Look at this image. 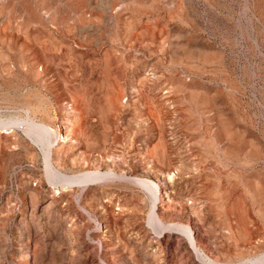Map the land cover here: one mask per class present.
<instances>
[{"label":"rangeland","instance_id":"rangeland-1","mask_svg":"<svg viewBox=\"0 0 264 264\" xmlns=\"http://www.w3.org/2000/svg\"><path fill=\"white\" fill-rule=\"evenodd\" d=\"M0 22V264H264V0Z\"/></svg>","mask_w":264,"mask_h":264},{"label":"bare ground","instance_id":"bare-ground-1","mask_svg":"<svg viewBox=\"0 0 264 264\" xmlns=\"http://www.w3.org/2000/svg\"><path fill=\"white\" fill-rule=\"evenodd\" d=\"M2 22H3V21H2ZM0 23H1V22H0ZM3 24H4V23H3ZM2 31H3V30H2ZM4 32H5V31H4ZM6 35H7V34H6ZM6 35H5V36H6ZM3 38H4V36H3ZM64 79H65V78H64ZM87 124H88V123H87ZM84 125H85V124H84ZM0 130H1V129H0ZM2 130H3V129H2ZM42 133H43V135H42V137H41L40 139H41V140L43 139V141H44V138H45L44 136L48 134V131H44V132H42ZM47 136H48V135H47ZM47 136H46V137H47ZM43 137H44V138H43ZM57 139H58V138H57ZM57 139H56V140H57ZM65 139H66V137H64V140H65ZM45 140H46V139H45ZM58 145H59V143H58L57 145H55V146L57 147ZM56 147H55V148H56ZM50 148H51V147H50ZM50 152L52 153L53 157H55V155L57 154V151H56L54 148L51 149ZM170 169H171V168H170ZM169 171H170V170H169ZM171 172H172V171H171ZM170 176H171V175L169 174V177H170ZM52 177H53V176H52ZM170 178H172V177H170ZM55 186H56V185H55ZM55 189H58V186L55 187ZM165 195H167L168 197H170L169 193H166ZM171 196H172V195H171ZM172 200H173V199L170 198V200L167 201V202H173ZM51 206H52V205H51ZM114 217H115V215H114ZM179 231H181V232H183V233H185V234L188 233V232H187V231H188L187 229H186V230H181V229H180ZM179 231H176L175 233H178V234L181 233V232H179ZM190 237H191V236H190ZM193 240H196V239L194 238V236H193ZM27 256H28V255H27ZM27 256H26V259H27ZM28 257H29V256H28ZM32 258H33V257H32ZM32 261H33V260H32ZM26 264H27V263H26ZM29 264H30V263H29ZM31 264H32V263H31Z\"/></svg>","mask_w":264,"mask_h":264}]
</instances>
